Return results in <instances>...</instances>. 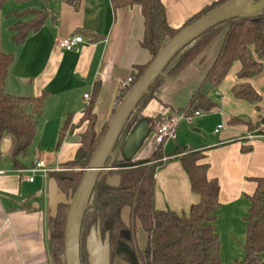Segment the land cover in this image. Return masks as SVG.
I'll return each mask as SVG.
<instances>
[{"label":"crops","instance_id":"crops-1","mask_svg":"<svg viewBox=\"0 0 264 264\" xmlns=\"http://www.w3.org/2000/svg\"><path fill=\"white\" fill-rule=\"evenodd\" d=\"M42 1V11H49L50 15L42 28L22 45L13 41L12 27L23 19H31L15 15L29 9L21 11L12 6L5 10L8 2L0 10V52L15 55L5 90L21 97L47 94L43 114L37 119L36 137L41 142L50 139L59 143L60 132L71 116L62 146L58 148L57 143V154L50 153L49 161L40 155L50 170L57 166L70 169L65 165L74 160L81 134L86 129V125L77 127L85 108L94 101L96 131L100 134L105 125L110 124L118 107L123 82L133 76L138 66L147 65L152 56L142 47L145 22L139 6L114 9L111 0H83L76 10L59 1ZM161 1L168 24L180 29L216 0ZM73 35H81L85 40L78 51L61 48V41ZM224 38L225 32L183 71L168 75L155 99L144 110V118L165 117L187 108L214 65ZM250 49L254 58L262 63L263 70L253 78L241 80L238 78L241 63L236 62L215 93H206L217 107L207 114L212 117H199L195 131L207 132V139L189 137L188 128L181 131L182 143L194 139L195 148H188L204 152L205 163L209 165L208 177L216 179L220 186L221 208L215 231L221 241L222 264L242 261L246 255L249 198L256 192V179L264 178V54L259 56L254 46ZM242 83L251 84L262 96L259 109L255 104L234 97L233 87ZM85 95L90 98L85 99ZM149 139L136 158H147L158 147L153 134ZM170 142L163 152L167 158L182 146L178 137L171 146ZM171 157L163 161L156 172L154 203L157 210L181 214L188 212L200 197L192 191L179 156ZM30 166L24 164L23 169L18 170L10 159L0 162V264H54L49 243L52 177L43 174L45 176L30 182L26 177L29 173L22 172ZM125 212L129 215L128 210ZM123 250L131 252L120 242L116 258L121 264H129L122 258ZM261 264H264V255Z\"/></svg>","mask_w":264,"mask_h":264},{"label":"trees","instance_id":"trees-1","mask_svg":"<svg viewBox=\"0 0 264 264\" xmlns=\"http://www.w3.org/2000/svg\"><path fill=\"white\" fill-rule=\"evenodd\" d=\"M10 1L24 3L30 0H0V10ZM66 3L76 10L83 0H44ZM230 0H216L201 13L191 18L182 28H172L166 20L165 7L161 0H111L114 9L139 6L145 22V35L142 47L147 49L152 59L147 65L138 66L132 76V86L122 89L118 106L128 91L140 79L146 69L157 56L159 50L166 46L183 28L193 23L203 15L226 4ZM261 0H254L257 3ZM18 17L30 16L29 21H20L12 27V39L17 45H22L27 38L38 32L49 17V11L29 9L15 12ZM225 32V38L219 55L207 73L203 85L196 91L188 107L182 111L193 114L196 111L210 113L217 104L203 91L209 84L218 88L230 69L236 62L241 63L238 78L250 79L263 70L260 61L254 58L250 49L264 54V9L246 18H237L209 30L182 50L170 63L169 75L183 71L216 37ZM15 61V55L0 52V145L9 135L12 147L9 159L15 169L24 167L22 159L30 154L31 147L37 135V119L42 116L46 93L38 97H21L10 95L5 90L6 79L10 67ZM166 78L160 77L150 88L132 114L123 131L121 139L130 134L137 123L144 118V110L155 99L159 88ZM232 93L236 99L255 104L259 109L262 96L249 83L237 84ZM116 111V110H115ZM114 111V113H115ZM180 111V112H182ZM164 117L150 119L152 134ZM238 120V119H236ZM235 120V121H236ZM71 116L60 132L58 148H60L69 129ZM97 117L94 112V101L84 110L77 127L86 125L81 134L80 147L74 160L65 166L70 170L50 173L58 182L59 188L71 198L76 191L85 169L104 137L109 123L100 134L96 131ZM74 127H72L73 129ZM71 129V130H72ZM171 156H179L182 166L188 174L192 191L200 197L188 212L178 214L170 210H157L155 207L156 172L163 166L164 153L158 146L151 156L135 158L130 162H115L116 170L110 176L119 175L122 178L119 187L107 183V176H101L93 191L81 232V263H88V242L91 236L100 230L103 239L110 238L113 257L118 249L123 232L131 229L124 220V212L129 211L131 224L139 221L147 235L145 248L137 254L140 264H222L221 241L215 231V222L221 208L219 200L220 186L216 179L208 177L209 165L205 163L204 152L187 146L178 147ZM169 156L168 158H172ZM2 152L0 151V162ZM257 189L249 199L251 208L246 218L247 237L246 255L242 261L232 264H261L264 255V178L256 179ZM69 207L60 205L58 214L49 220L50 248L54 264H65L64 233Z\"/></svg>","mask_w":264,"mask_h":264},{"label":"water","instance_id":"water-1","mask_svg":"<svg viewBox=\"0 0 264 264\" xmlns=\"http://www.w3.org/2000/svg\"><path fill=\"white\" fill-rule=\"evenodd\" d=\"M263 9L264 0L257 3H254V0H230L183 28L159 50L144 74L117 107L104 137L92 155L88 166L83 169L84 174L72 197L67 198L59 188L56 179L50 180L49 205L52 216L58 214L60 205L69 207L64 233L65 264H82L80 251L82 227L93 191L100 177L107 176V183L110 186L119 187L122 181L121 176H110V173L116 170L114 163L135 160L152 134L150 120L143 118L130 134L121 139L128 120L149 93L150 88L158 78L168 77L173 68L172 66L167 70L170 63L196 39L217 25L237 18H246ZM242 121L249 122L246 118H242ZM88 263L112 264L110 238L103 239L100 230L94 233L88 242Z\"/></svg>","mask_w":264,"mask_h":264},{"label":"rangeland","instance_id":"rangeland-1","mask_svg":"<svg viewBox=\"0 0 264 264\" xmlns=\"http://www.w3.org/2000/svg\"><path fill=\"white\" fill-rule=\"evenodd\" d=\"M42 0H33V1H27L24 3H17L15 1H10L6 6H5V10H7L8 8L14 6L16 7V9H21V11L25 10V9H39L42 10ZM30 17H26L25 19H29ZM23 21H25L23 19ZM27 21V20H26ZM217 90V88H212L211 86H207L205 88H203V91L205 93H211L214 94L215 91ZM204 117V116H203ZM207 117H212V115H205V118ZM199 120V118H195V120L193 121L192 124H188L187 122H183L178 129L177 132V137H178V142L180 145L182 146H187V147H194L192 144V140L194 139H190L187 142H181V131L183 128H188V136L191 138H200V139H204L203 141H205V139H207V132H203V133H197L195 131L196 128V122ZM150 140V139H149ZM191 141V142H190ZM174 142V140H172L169 143V146L172 145V143ZM11 143H12V138L11 136L7 135L5 136V138L3 139L1 145H0V150L3 153V159L1 162H6L7 160L9 161V158L7 157L9 155L10 152V148H11ZM57 143L58 141H51L50 139H45L44 141H40L38 139V137L35 138L33 145L31 147L30 150V154L29 156H27L26 158L23 159L24 164L26 166H30L36 159L40 158L42 156H45L46 160L49 161L50 157L49 154H54L53 156H55V154H57L56 148H57ZM167 145V144H166ZM170 148V147H169ZM195 148V147H194ZM166 149H168L166 147ZM39 176H45L42 173H36V174H28L26 177L30 178L33 177L34 180L38 179ZM126 213L125 216V222H127L130 226L131 229H129L126 232H123L121 237H120V242L127 248H129L131 250V252H126V250L121 251L122 253V258L129 262V264H140L139 262V258L137 256L138 252L140 250H143L145 248L146 245V241H147V235L145 233V231L142 228V225L139 221H135L133 222V224H131V219L130 216ZM128 215V217H127ZM118 247H120V243L118 245ZM136 254H135V252ZM116 254L117 251L113 257V261L112 264H121L118 259L116 258ZM139 262V263H138Z\"/></svg>","mask_w":264,"mask_h":264},{"label":"built area","instance_id":"built-area-1","mask_svg":"<svg viewBox=\"0 0 264 264\" xmlns=\"http://www.w3.org/2000/svg\"><path fill=\"white\" fill-rule=\"evenodd\" d=\"M84 43H85V40L81 35H73V36L63 39L60 43V46L61 48L67 51H78L80 45ZM132 81L133 80L131 77L125 82H123L122 89L130 88L132 86ZM89 98H90L89 95H85V99H89ZM207 114L208 113L205 111H196L193 114H190L187 111H182L176 114H170L168 116H165L164 120L162 122H159L156 125V128L153 132V136H154V140L156 144L158 146H161V150L162 152H164V147L166 146V144L172 140H176L179 126L183 122L192 124L195 118L203 117ZM221 128L222 126L219 127V129ZM167 159H168L167 157H164L163 161H166ZM67 170H70V169H64V168H61L60 166H57L55 169L50 170L47 168L46 160L40 157L36 159L29 168L22 170V172L29 173V174H36V173L50 174L54 172H63ZM29 181L33 182L34 178L30 177Z\"/></svg>","mask_w":264,"mask_h":264}]
</instances>
